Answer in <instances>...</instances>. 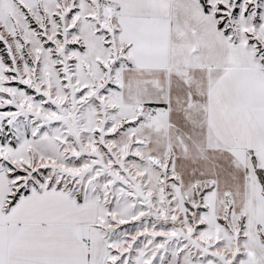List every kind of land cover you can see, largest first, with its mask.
<instances>
[{
    "label": "snow or ice",
    "instance_id": "snow-or-ice-1",
    "mask_svg": "<svg viewBox=\"0 0 264 264\" xmlns=\"http://www.w3.org/2000/svg\"><path fill=\"white\" fill-rule=\"evenodd\" d=\"M0 264H264V0H0Z\"/></svg>",
    "mask_w": 264,
    "mask_h": 264
}]
</instances>
